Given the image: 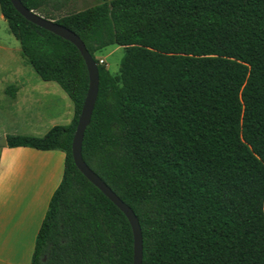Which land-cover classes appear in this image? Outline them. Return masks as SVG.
Instances as JSON below:
<instances>
[{"label": "trees", "instance_id": "1", "mask_svg": "<svg viewBox=\"0 0 264 264\" xmlns=\"http://www.w3.org/2000/svg\"><path fill=\"white\" fill-rule=\"evenodd\" d=\"M70 1L20 0L97 64L81 155L137 217L142 264H264V0H111L56 17ZM0 12L25 62L73 105L67 126L5 137L64 153L30 264H133L127 218L72 158L89 83L81 54L10 0ZM109 46L125 50L116 75L96 58Z\"/></svg>", "mask_w": 264, "mask_h": 264}, {"label": "crops", "instance_id": "2", "mask_svg": "<svg viewBox=\"0 0 264 264\" xmlns=\"http://www.w3.org/2000/svg\"><path fill=\"white\" fill-rule=\"evenodd\" d=\"M14 50L21 54L20 44L0 12V52ZM23 86L14 87L10 101L17 103L19 96L26 100L27 93L19 95L25 92ZM49 130L44 126L39 136ZM5 137L6 134L0 138ZM63 166L64 153L58 150L0 147V264L31 263L49 201L62 179Z\"/></svg>", "mask_w": 264, "mask_h": 264}, {"label": "rangeland", "instance_id": "3", "mask_svg": "<svg viewBox=\"0 0 264 264\" xmlns=\"http://www.w3.org/2000/svg\"><path fill=\"white\" fill-rule=\"evenodd\" d=\"M109 1L72 0L66 9L55 14L60 17ZM124 55V48L109 46L97 52L96 58L103 60L109 72L116 75ZM0 58V137L5 134L40 137L44 126L49 130L54 126L69 125L73 117V105L56 83L41 80L32 67L24 62L20 52H0ZM20 84L25 85V92L19 95L27 93L26 100H22L24 96H19L17 103H13L6 90Z\"/></svg>", "mask_w": 264, "mask_h": 264}, {"label": "water", "instance_id": "4", "mask_svg": "<svg viewBox=\"0 0 264 264\" xmlns=\"http://www.w3.org/2000/svg\"><path fill=\"white\" fill-rule=\"evenodd\" d=\"M14 9L32 24L72 43L81 54L88 73V90L84 99L76 130L71 145V153L75 166L79 172L106 198H108L127 218L133 234V264H142L143 240L137 217L125 203H123L112 190L86 165L82 159L81 148L84 133L90 124L98 94V67L95 60L88 53L81 39L65 27L46 20L36 13L26 9L20 0H10ZM6 146V139L0 138V147Z\"/></svg>", "mask_w": 264, "mask_h": 264}, {"label": "built area", "instance_id": "5", "mask_svg": "<svg viewBox=\"0 0 264 264\" xmlns=\"http://www.w3.org/2000/svg\"><path fill=\"white\" fill-rule=\"evenodd\" d=\"M99 63H100V64H103L104 62H103V60H99Z\"/></svg>", "mask_w": 264, "mask_h": 264}]
</instances>
